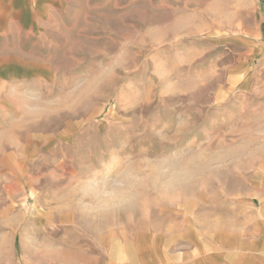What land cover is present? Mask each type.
<instances>
[{
  "label": "rangeland",
  "instance_id": "374dc122",
  "mask_svg": "<svg viewBox=\"0 0 264 264\" xmlns=\"http://www.w3.org/2000/svg\"><path fill=\"white\" fill-rule=\"evenodd\" d=\"M263 49L262 0H64L1 23L0 264L243 223Z\"/></svg>",
  "mask_w": 264,
  "mask_h": 264
},
{
  "label": "crops",
  "instance_id": "0c3cea01",
  "mask_svg": "<svg viewBox=\"0 0 264 264\" xmlns=\"http://www.w3.org/2000/svg\"><path fill=\"white\" fill-rule=\"evenodd\" d=\"M64 0H0V24L21 26L51 14ZM264 6V0H262ZM264 50V49H263ZM252 196L261 203L253 206L243 223H221L181 233V246L172 235L137 242L108 236L92 241L91 248L54 249L53 264H264V180L253 184ZM21 264H29L22 260Z\"/></svg>",
  "mask_w": 264,
  "mask_h": 264
}]
</instances>
